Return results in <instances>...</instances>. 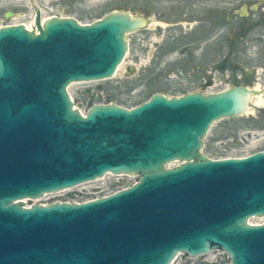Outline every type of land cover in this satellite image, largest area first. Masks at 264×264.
Listing matches in <instances>:
<instances>
[{"label":"water","instance_id":"obj_1","mask_svg":"<svg viewBox=\"0 0 264 264\" xmlns=\"http://www.w3.org/2000/svg\"><path fill=\"white\" fill-rule=\"evenodd\" d=\"M32 6L35 30L0 29V264H171L178 253L216 249L232 264H264V225L248 223L264 217V152L216 161L201 153L211 127L247 116L260 91L156 94L83 117L68 88L112 79L128 35L147 19L112 12L91 25L42 23L43 8ZM108 173L139 183L81 205L20 203Z\"/></svg>","mask_w":264,"mask_h":264},{"label":"rangeland","instance_id":"obj_2","mask_svg":"<svg viewBox=\"0 0 264 264\" xmlns=\"http://www.w3.org/2000/svg\"><path fill=\"white\" fill-rule=\"evenodd\" d=\"M36 4L43 8L44 18H73L83 25L101 20L113 11L147 19L149 28L129 36V52L114 79L71 87L75 106L84 113L93 105L115 104L132 109L154 94L175 98L236 86L260 87L264 94V0H36ZM9 13L14 16L7 18ZM32 15L35 13L28 1L0 0V26L29 24ZM188 25H196L193 33L199 34L194 36L203 37L207 44L203 54L196 56L203 60L202 72L193 70L195 61L183 57L184 32L191 28ZM209 40L211 49L218 45L219 69L214 72V51H207ZM211 72L214 83L208 87L204 82ZM249 106L247 116L212 126L203 150L206 157L221 160L264 152V105L251 101ZM136 181L131 177H109L40 203L87 202L110 196ZM25 204L31 206L34 202ZM214 252L213 262H209L208 255H182L175 264H229L222 251Z\"/></svg>","mask_w":264,"mask_h":264},{"label":"flooded vegetation","instance_id":"obj_3","mask_svg":"<svg viewBox=\"0 0 264 264\" xmlns=\"http://www.w3.org/2000/svg\"><path fill=\"white\" fill-rule=\"evenodd\" d=\"M196 25H193L192 27L188 25V27H191L189 31L187 32H184V38H185V42L183 43V57L185 60L187 61H195L193 63L194 65V68L193 70L194 71H200L201 69V72L204 71V63H203V60L201 59H197L196 56L199 54V53H202L204 52L205 50V45L206 42H204V38H200V37H195L194 34H199L197 31L196 33L194 31V28H195ZM197 28V27H196ZM199 30V28H198ZM175 40V39H173ZM213 41V40H212ZM217 42V41H216ZM210 40L208 41V46H207V51H214L213 52V56H212V67H211V71L214 72V71H217L219 69V62L217 61V50H218V45H216V47H214L213 49H211L210 47ZM203 54V53H202ZM212 72L210 73L211 76H209L208 80L204 82V84H209L208 87H211L213 86V81H214V78H213V74ZM204 84L201 83L200 86L201 87H204Z\"/></svg>","mask_w":264,"mask_h":264},{"label":"bare ground","instance_id":"obj_4","mask_svg":"<svg viewBox=\"0 0 264 264\" xmlns=\"http://www.w3.org/2000/svg\"><path fill=\"white\" fill-rule=\"evenodd\" d=\"M25 1H28V0H25ZM204 1H208V0H204ZM45 18H47V17H45ZM45 18H44V15H43V20H45ZM26 25V27L28 28V29H30V30H32L34 27H35V22H34V15H32V22L31 23H29V24H25ZM154 26H156V25H153V27ZM152 28V27H151ZM122 67H123V65L120 67V69L118 70V73H117V75L120 73V71H121V69H122ZM259 88L260 87H256V89L257 90H259ZM257 106H262V105H264V98H263V96H258V97H256L255 99H253L252 100ZM248 111H250V110H248ZM83 113V112H82ZM108 177H105V179L104 180H106ZM101 181V180H100ZM103 181V180H102ZM96 184V183H98V181L97 182H93V183H91V184ZM88 185V184H87ZM61 193V192H60ZM25 200H21L20 201V203H25L24 202ZM40 201V200H39ZM261 220H264L263 218L262 219H260L259 217H257V218H255V219H253V218H251V219H249L248 220V223L249 224H251V225H258L259 224V222L261 221ZM256 221H258V222H256ZM212 254H209L208 255V258H209V262H213V261H211V258H212V256H211Z\"/></svg>","mask_w":264,"mask_h":264}]
</instances>
